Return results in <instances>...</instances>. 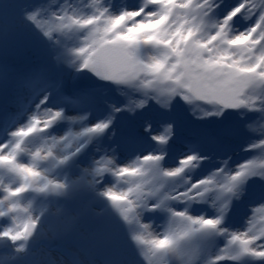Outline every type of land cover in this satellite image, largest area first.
<instances>
[{"label":"snow or ice","instance_id":"snow-or-ice-1","mask_svg":"<svg viewBox=\"0 0 264 264\" xmlns=\"http://www.w3.org/2000/svg\"><path fill=\"white\" fill-rule=\"evenodd\" d=\"M260 2L229 8L226 0H140L112 14L101 0H89L93 11L83 14L61 0H0V37L17 30L48 45L39 70L14 75L0 66V89L13 84L0 98V171L14 177L0 178L2 264H41L30 242L40 235L46 209L34 215L33 202H21L30 194L79 191L78 182L49 173L77 164L90 146L103 152L89 164L84 187L111 205L148 264L154 257L156 264L165 257L172 264L176 258L180 264H264V231L228 226L246 200L253 213L264 212V160L231 163L243 135L241 150L264 153V123H251L264 122ZM221 7L226 15L213 16ZM241 15L256 17L244 32L233 27ZM61 38L79 43L60 46ZM49 56L57 71L47 67ZM110 89L126 94L123 105L104 99ZM193 100L210 107L179 108ZM149 101L167 115L128 124L118 119L143 112ZM68 125L76 130L54 134ZM189 133L195 140L185 144ZM206 164L212 167L205 171ZM112 180L126 189L106 187ZM153 217L166 221L164 232L144 222Z\"/></svg>","mask_w":264,"mask_h":264},{"label":"rangeland","instance_id":"rangeland-1","mask_svg":"<svg viewBox=\"0 0 264 264\" xmlns=\"http://www.w3.org/2000/svg\"><path fill=\"white\" fill-rule=\"evenodd\" d=\"M61 2H67L70 7L74 10L80 11L83 14H91L92 13V9L89 7V0H61ZM233 2V3H232ZM241 2V0H226V3L228 4V7H235L237 4H239ZM140 3V0H101V6L104 8H107L112 14H119L120 10L122 8H134L136 7L138 4ZM260 8H264V0H261L260 4H259ZM55 10V8L53 9ZM228 11V8H224L221 7L219 9L216 10L215 13H213V16L216 17H223L224 15H226ZM256 20V17L253 16L251 19H245L243 15L240 16V19L237 23L233 24V27L238 31V32H244L245 30H247L250 26H252L254 24ZM81 34V38H82ZM79 43L78 40H76L75 38L73 39H64L61 38L59 44L60 46H68V47H75L77 44ZM48 45L45 44L42 40H40L37 36L34 35H29L26 34L24 32L21 31H17V30H12L9 32L7 38H3L0 37V62H4L6 63L9 67L12 68L13 74L14 75H23L29 71H33V70H39L40 65L42 63H45V56H44V50L47 49ZM54 57L49 56L46 60L47 63V67L49 68V70L51 71H57V69L55 68V66L52 64V62L54 61ZM59 71H67L66 69H60ZM13 91V90H12ZM114 96L117 99L118 105H123V103H125V100L127 99L126 94L123 93H119L114 91ZM9 94L6 95H1L0 98H5L7 97ZM127 96L129 98L135 99V97H133L132 93H127ZM183 108L187 107L190 108L194 105H196V102L193 100L192 105H188L185 102L181 101ZM203 108H208L210 107V105H207L206 103L203 105H200ZM150 112V116H160V113L162 112L156 105V103L154 101H149L148 103V107L144 109L143 112H137L135 115L131 114V113H124L126 114L128 117L134 118L136 119L137 122L142 121L143 119H145L147 116L145 115L146 112ZM249 115H253V113H249ZM235 119V117H233ZM251 123L253 124L254 127L259 128L261 123L264 122H260L258 120L256 121H251ZM71 128L73 131H75V126L74 125H68L67 128H64L63 132H57L58 134L56 135H64L67 134L68 129ZM191 134V133H189ZM259 132H256L255 135H258ZM248 137L246 135H243L234 145H233V154H232V161L235 160L237 157L240 156V154L245 153L246 151L241 150V147L247 142ZM37 145L31 144L29 145L30 148H34ZM92 152L94 155V157H88V153ZM103 152V148H96L93 146H90V150L87 152L86 155H83L82 157L85 159V164L84 166H76V171L78 173V175L76 176V179H80L81 181H85V175L84 172H87L88 166L89 164H91L93 162L94 159H99V155L97 153H101ZM259 154V156H258ZM255 155L258 157H248V159H253L256 160L257 162H260L262 160H264V153H260L259 151L255 152ZM110 158V157H109ZM28 159V158H27ZM231 161V163H232ZM243 161H236L235 163H232L233 166H235L238 163H241ZM85 172V173H86ZM88 177V176H86ZM52 179L58 180L54 177H50ZM89 178V177H88ZM59 181V180H58ZM85 189V194H88V191ZM91 196H94L93 194ZM82 197V196H80ZM99 201L101 202H105L107 203V201L105 200H101L98 198ZM252 203V201L250 200H246L244 203L242 204H238L236 206V210L234 213V221L230 224H228V226H232L235 224H240V223H244L247 224V226L253 222L256 225L259 226L260 221H262L264 219V212H255L254 214H249V212L252 213V211L247 207L248 204ZM79 204L75 203L72 201L71 203V208L75 211V213H71L68 211H65L63 209H53L52 212L50 214L47 215L48 219H47V223L43 224V226L40 229V233L45 234L47 237L51 238L52 240H57L59 241L58 235H59V231L61 228V223L57 224V222H59L58 220L62 221V218L65 221L68 222H74L76 219H80V220H84L85 222H90L93 221L92 219L86 218L83 211L85 210H90L89 206L86 205H82L80 207H78ZM200 206H197V210H199ZM82 209V210H81ZM209 209H211L209 207ZM261 213V215L257 216V214ZM108 215H104L103 218L107 217ZM116 217H118V214L115 212ZM155 217L149 219L150 221H154ZM92 223V222H91ZM86 229H84L81 226H78L76 229L73 230V235L75 237V239L78 241V243L80 244V247L82 246L83 242H84V237L82 235V233H86ZM128 243V247L131 250V252H134V248L131 245V243L129 242V240L127 241ZM223 246V244L221 243V247ZM115 252L117 253V256L121 255V251L119 248H117L115 250ZM66 264V262H65ZM69 264V263H68ZM117 264H121L120 261ZM142 264H148V261ZM159 264H163V263H159Z\"/></svg>","mask_w":264,"mask_h":264},{"label":"bare ground","instance_id":"bare-ground-1","mask_svg":"<svg viewBox=\"0 0 264 264\" xmlns=\"http://www.w3.org/2000/svg\"><path fill=\"white\" fill-rule=\"evenodd\" d=\"M239 18V16L237 17V19ZM238 22V21H236ZM235 22V23H236ZM112 91H116L115 89H110ZM2 92H5L3 89H0V94ZM116 100V99H115ZM124 104V103H123ZM196 105H202L200 103H196ZM185 113L187 112V107L186 108H181ZM175 112V111H174ZM124 114V113H122ZM125 116H121V118L123 120H125L128 123H135L137 122L136 119L134 118H129L127 117L126 114H124ZM145 115L148 117L150 116V112H146ZM130 119V120H129ZM59 132H62V130H60ZM58 134V133H56ZM57 154L62 153L63 149L61 148H57L56 150ZM92 152L88 153V157H94V155H92ZM259 156V154H258ZM258 156H254V155H244V156H239V161H247L248 158L247 157H258ZM24 161L28 162L27 157H24ZM85 161L83 158H80L79 162L73 166H68L69 168H71L74 172L73 175H71L68 179L66 180H70L73 179L76 176V172L74 171V167L76 166H84ZM86 172V171H85ZM84 174L85 175V181H81L80 179H75L74 182H81L84 185H86L88 177L87 176V172ZM50 175V174H49ZM51 176V175H50ZM53 177V176H52ZM1 178V177H0ZM60 182H67L66 180H62V176L61 175H56V177ZM5 183L11 182V181H6L4 180ZM107 186H114L119 190H125L126 189V185L124 184H116L114 180L111 181V183H107L105 185ZM85 188V187H84ZM84 192L80 195H83ZM60 198V197H59ZM63 199H67L68 202H72L71 200H73L75 203L79 204L78 207L82 206V205H86L90 207V210H85L83 211L84 215L87 218L90 219H97L98 220V224H94V225H90V224H85L83 221H80L79 219H76L74 222H68L65 221L62 218V221L58 220L59 222H57V224L61 223V228L59 231V235L58 238L60 242L63 243V245H67L70 248L79 251L81 254H83L85 256V258L93 263V264H111L109 263L106 259H105V255L108 253V255H112V251L108 250L105 251L104 247H105V242L106 240H104V233L102 232L101 228L105 225V220L102 217L103 214H109L112 212V209L110 208V204L109 203H102L100 201L95 202V200H97V197H93L90 195H85L82 199L79 198V196L76 195H70L68 197H61ZM70 198V199H69ZM35 208V207H34ZM34 212L37 213L38 209H34ZM82 210V209H81ZM199 212V210H197ZM71 213H75L73 210L70 211ZM199 214H207L205 212H199ZM249 214H254L253 212H249ZM261 215V213L257 214V216ZM144 222L151 224L152 227V231L154 233H162L161 229L158 226V222L155 221H150L145 220ZM1 226V225H0ZM78 226L84 227L87 231L86 233H82L83 237H84V242L82 244V246L80 247V244L78 243V241L75 239L74 235H73V230L76 229ZM230 230L232 231H247L249 228H252L253 231L258 232L259 231V226L256 225L251 222L248 226L247 224L244 223H240V224H235L232 226H229ZM121 238L115 243V245L117 247H119L121 249V257H120V263L121 264H135L136 263V253H132L130 251V249L127 246V241H128V235L127 233H125V231H119ZM103 237V238H102ZM103 241V243H102ZM221 246V244H220ZM3 247L6 248L5 243L3 241H0V249H2ZM56 254L55 252L49 253L45 250V248L43 247L42 249H38V251L36 252V259L39 260L41 262V264H65V260H61L59 262V259L56 258ZM158 258L154 257L153 258V262L154 264H156ZM166 264H172L169 261V258L165 257L163 261L158 262L159 263H165ZM67 263V262H66Z\"/></svg>","mask_w":264,"mask_h":264},{"label":"water","instance_id":"water-1","mask_svg":"<svg viewBox=\"0 0 264 264\" xmlns=\"http://www.w3.org/2000/svg\"><path fill=\"white\" fill-rule=\"evenodd\" d=\"M198 102H200V101H198ZM202 103H204V102H202ZM79 191H82V186L80 187V190ZM79 191H77V192H79ZM76 193V192H75Z\"/></svg>","mask_w":264,"mask_h":264}]
</instances>
